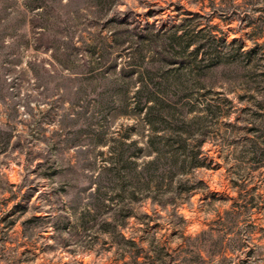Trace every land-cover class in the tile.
I'll return each instance as SVG.
<instances>
[{"label": "rangeland", "instance_id": "obj_1", "mask_svg": "<svg viewBox=\"0 0 264 264\" xmlns=\"http://www.w3.org/2000/svg\"><path fill=\"white\" fill-rule=\"evenodd\" d=\"M142 69L188 124L145 121ZM131 140L202 165L105 205ZM0 264H264V0H0Z\"/></svg>", "mask_w": 264, "mask_h": 264}, {"label": "trees", "instance_id": "obj_2", "mask_svg": "<svg viewBox=\"0 0 264 264\" xmlns=\"http://www.w3.org/2000/svg\"><path fill=\"white\" fill-rule=\"evenodd\" d=\"M164 40V44L166 39ZM157 45V40H155ZM193 45V42H187L185 48L188 49ZM167 45L165 44L164 47ZM200 50L199 47L192 50L193 54H196ZM131 71H134L132 69ZM139 85L135 91V96L137 99V104L140 107V110L144 113L145 121L154 125L155 116L158 117L159 121H168L171 123H177L178 125L188 124L190 122L186 112L182 111L179 114L172 112L171 109H163L158 107V100L154 96V93H158L159 86L165 91L167 88H174V79L173 75L166 77L161 80V82H156L150 76V71L139 70ZM173 97V96H172ZM180 127V126H179ZM156 130V129H155ZM178 143L184 145L186 144V135L183 132H179L177 137ZM153 143V142H152ZM151 143V144H152ZM170 142H167V144ZM153 145V144H152ZM126 147H137L142 149V146L138 145L137 140H131L130 142H122L121 146L118 147L114 142L111 144L110 156L107 159V165L102 168V171L99 172L98 179L100 182H95V193L97 194V199L104 203L105 205L109 203L114 198H107V196H102L101 194L105 193V187H115L116 191L125 193L126 191V182L132 179H136L139 176H142L147 183V187L153 188L160 185L164 182L173 183V180L179 174L185 173L190 167L200 166V162H194L192 160L194 157H198V153H195L194 156L190 158L187 154H181L180 151L175 149H169L167 151L163 148L157 146L153 150V156L148 161L143 163V166L140 170L132 169L128 170V162H130L133 154L126 153ZM201 145H199L200 147ZM134 153V152H133ZM107 185L109 186H106ZM134 192V191H133ZM135 193V192H134Z\"/></svg>", "mask_w": 264, "mask_h": 264}]
</instances>
